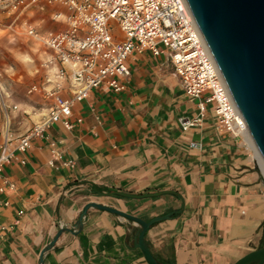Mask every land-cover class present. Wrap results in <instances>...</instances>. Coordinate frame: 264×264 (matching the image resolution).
<instances>
[{
	"label": "crops",
	"instance_id": "obj_1",
	"mask_svg": "<svg viewBox=\"0 0 264 264\" xmlns=\"http://www.w3.org/2000/svg\"><path fill=\"white\" fill-rule=\"evenodd\" d=\"M54 10L62 9L32 6L22 19L39 32L61 29ZM21 24L4 18L0 39L24 36L42 48L43 57L23 97L20 79L0 80V119L6 114L0 143L44 118L53 103L44 89L60 82L63 96H71L69 83L55 77L56 65H45L53 52ZM127 64L123 91L93 89L73 105L81 123L69 130L53 124L3 166L0 264H40L43 248L60 228L65 230L43 253V264H147L133 247L136 225L120 215L89 207L75 230L89 202L145 221L171 214L144 234L159 264H232L264 243V172L248 135L219 129L212 104L184 131L180 118L193 119L198 108L167 55L133 51Z\"/></svg>",
	"mask_w": 264,
	"mask_h": 264
},
{
	"label": "built area",
	"instance_id": "obj_2",
	"mask_svg": "<svg viewBox=\"0 0 264 264\" xmlns=\"http://www.w3.org/2000/svg\"><path fill=\"white\" fill-rule=\"evenodd\" d=\"M32 6L61 8L52 12V19L63 22V28L36 30L22 19ZM6 17L11 18V24L21 22L27 35L53 52L45 65H56L55 77L69 83L71 96H63L65 87L60 82L44 89L53 99L48 113L25 134L15 139L4 137L0 143V172L5 164L19 159L17 153L24 154L31 148L33 137H42L53 124L59 122L69 130L81 123L82 118L73 114V105L93 89L105 85L113 92L123 91L124 80L130 75L127 59L133 51L167 55L185 95L195 100L198 108L193 119L180 118L184 131L199 123L208 104H212L219 129L235 137L248 135L186 0H0V28ZM46 82L50 83V78ZM189 146L200 145L190 142ZM20 162L24 163L25 157Z\"/></svg>",
	"mask_w": 264,
	"mask_h": 264
},
{
	"label": "water",
	"instance_id": "obj_3",
	"mask_svg": "<svg viewBox=\"0 0 264 264\" xmlns=\"http://www.w3.org/2000/svg\"><path fill=\"white\" fill-rule=\"evenodd\" d=\"M186 2L246 123L252 142L264 159V0ZM89 207L103 209L132 221L136 225L133 247L140 249L147 264H159L147 247L144 234L154 222L166 219L171 214L145 221L118 209L89 202L83 207L75 230H80L82 218ZM64 230L60 228L43 248L40 264H43V253L52 247ZM232 264H264V246L246 253Z\"/></svg>",
	"mask_w": 264,
	"mask_h": 264
},
{
	"label": "rangeland",
	"instance_id": "obj_4",
	"mask_svg": "<svg viewBox=\"0 0 264 264\" xmlns=\"http://www.w3.org/2000/svg\"><path fill=\"white\" fill-rule=\"evenodd\" d=\"M117 34L119 35L118 32ZM42 51L41 47L24 36H15V38H8L5 36L1 38L0 80L11 78L20 79L18 82L23 90V93L20 95L23 97V95L26 94V87L36 80V77H34L35 74H33L32 71L39 66L41 57H43ZM1 91L3 92L4 90ZM15 94L16 96L18 95L17 93ZM0 106L3 107L1 104ZM5 116L6 114L4 117L2 114L0 122L6 120Z\"/></svg>",
	"mask_w": 264,
	"mask_h": 264
},
{
	"label": "bare ground",
	"instance_id": "obj_5",
	"mask_svg": "<svg viewBox=\"0 0 264 264\" xmlns=\"http://www.w3.org/2000/svg\"><path fill=\"white\" fill-rule=\"evenodd\" d=\"M248 130V129H247ZM248 137L251 139L250 135H249V132H248ZM252 141V139H251ZM256 149V147H255ZM256 154H257V157H258V161L260 163V166H261V170L262 172H264V159H262V157L260 156V154L258 153L257 149H256Z\"/></svg>",
	"mask_w": 264,
	"mask_h": 264
},
{
	"label": "trees",
	"instance_id": "obj_6",
	"mask_svg": "<svg viewBox=\"0 0 264 264\" xmlns=\"http://www.w3.org/2000/svg\"><path fill=\"white\" fill-rule=\"evenodd\" d=\"M261 246H264V243H262V245Z\"/></svg>",
	"mask_w": 264,
	"mask_h": 264
}]
</instances>
